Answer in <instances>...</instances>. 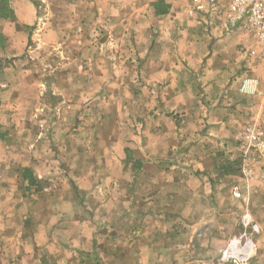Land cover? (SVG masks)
Masks as SVG:
<instances>
[{"label": "crops", "instance_id": "1", "mask_svg": "<svg viewBox=\"0 0 264 264\" xmlns=\"http://www.w3.org/2000/svg\"><path fill=\"white\" fill-rule=\"evenodd\" d=\"M158 1L168 9L155 15L151 3ZM8 4L14 16L0 21L6 38L0 48L3 57L19 56L25 49L7 32L16 25L17 34L30 31L37 59L55 57L46 75H17L9 90L0 92V112L11 113L10 104L22 90L47 93L35 95L42 107L35 115L36 129L43 139L38 132L35 142L39 155L47 153L48 161L61 162L64 168L58 172L51 162L41 167L32 163L15 166L10 175L0 174V264H196L194 231L205 218L212 219L210 211L228 206L207 205L205 216L193 203L201 193L210 197L211 181L221 176L219 162L240 159L241 167L235 183L220 189L221 204L240 200L244 210L255 199L264 205V63L246 27L223 33L218 25L208 31L184 0ZM103 26L105 34L93 44L92 36ZM40 61L36 64L42 65ZM29 80L35 87L26 83ZM92 108L105 120L91 128L88 142L93 147L85 152L82 134L67 137L64 126L75 128L76 117L86 122L95 112ZM177 111L179 125L172 116ZM124 114L136 125H128L120 138L114 131L125 125ZM57 122H62L61 139L52 134ZM5 124L0 122V131L9 129ZM249 131L257 134L259 143L245 156ZM2 135L0 162H7L8 156L13 164L28 159L17 136L7 146V133ZM178 154L179 204L182 192L190 201L179 206L169 205L177 198L161 192L167 184L166 168ZM30 159L37 161L36 156ZM111 160L121 163L122 170L109 174ZM135 161L141 163L139 168ZM22 168L31 172L36 185L29 196L18 199L14 192L27 185L19 179ZM124 174L132 176V185L123 181ZM45 175L57 179L56 186L45 182ZM102 178L115 179L111 197L99 184ZM155 178L160 179L152 181ZM238 193L242 195L235 196ZM107 201L112 205H105Z\"/></svg>", "mask_w": 264, "mask_h": 264}, {"label": "rangeland", "instance_id": "2", "mask_svg": "<svg viewBox=\"0 0 264 264\" xmlns=\"http://www.w3.org/2000/svg\"><path fill=\"white\" fill-rule=\"evenodd\" d=\"M104 29H106L105 26L101 27L102 31H98V35L92 36L93 44H95L96 40L101 39L103 37V35L105 34ZM15 30H20L19 26L17 25L10 26L7 32L8 34L10 33L11 36L13 35L12 39H14L15 42L18 40L21 41V44L23 45V47H25V49L19 52L20 53L19 56H15V57L11 56V58H6V59L3 57L4 54L2 55V53L0 52V55H2V57L0 56V92L1 93H5L7 90H9V87L12 85V83L16 82L15 78L17 77V75L19 76L21 74H24V75L26 74L30 76L32 73H37V75H46L47 71L48 70L51 71V67H53V65H51V62L55 56L51 54H50L51 56L46 54L43 57L41 55L38 59L41 60L40 62L42 65L36 64L38 60L36 58L37 56L36 53L38 51L33 52V50H31L33 45L30 42V38H31L30 31L22 29L23 33L17 34L15 33L16 32ZM19 36H22V40L19 39ZM27 38H28V41H27ZM45 51L49 52L48 50H45ZM15 60H19V61L14 63L13 61ZM245 71H250V70L246 67ZM26 83L31 85L30 80L27 81ZM23 84L24 83H21V82L17 83L18 86L23 85ZM32 85L33 87H35L34 82L32 83ZM138 87L139 85L135 86L136 89ZM22 92H23V95L21 97L16 98L14 102H11L10 104L11 113L9 112L4 113V111L0 112V122L3 124L9 123L8 127L10 129V130L5 129L3 131H0V134H3L2 137L4 138L5 133H7L6 140H5L7 146H9L8 144H10V142L12 141L15 142L16 141L15 138L17 136L20 142H22V145L18 144V147H22V149L20 150L21 154L24 155L28 159H25V161L23 162H18V164H13L14 158L11 156H8L7 162H0V165H1L0 174L2 173V174L10 175V173H14L15 166L17 165H20L21 167H28V166L31 167L32 163H36V164H39V166L41 167L42 165H48L47 162H51L47 160L48 159L47 153L45 154L42 153L43 160H41L40 157L42 155L41 153L39 155L38 145H36V142H35L38 136V132L41 133L38 137H40V139L42 138V132L39 131L38 128L36 129L37 120L35 116L37 113V109L42 108V107H40L41 103L39 102L40 106L38 108V103H37L38 97H36L35 99V95L38 93V95L43 96V94L47 95V93L41 94L42 92H39L36 88L35 90L34 89L31 90V88H29L28 90H25V91L22 90ZM10 100H13V98H11ZM1 102L2 101L0 98V103ZM140 103L136 104L137 108L140 107ZM62 104H63L62 102L58 104L59 105L58 107H61ZM57 115H59V113ZM123 116H125L124 118L125 125L121 126L119 129H116L114 131V133L119 134L120 138H122L123 135L126 133L125 128H127L128 125H129V128H131L130 126L135 124L133 122V117L131 115L128 116L127 114H124ZM172 116L175 118V121L178 122L177 124L179 125V111L174 112V113L172 112ZM137 117L142 118L140 114H137ZM88 119L86 122H83L82 119L80 120L78 117H76L74 118L75 128L70 127L68 129L67 128L68 126H64V128L66 129L65 134L67 137H69L71 134L73 135L82 134L81 139L84 142H82L81 144L84 145L82 150H84L85 152H88L89 150L91 151L93 147V144L92 143L89 144L88 142L92 135L91 128L95 129L97 125H99L101 122L103 123L105 120V119L104 120L102 119L100 113L98 114V111H95V112L91 111L89 113ZM66 120L69 121V119H66ZM66 122L64 121L65 124H67ZM55 124L56 125L60 124V125L52 129V134L53 136L54 134H56V136L59 137V139H61L60 135L62 131L60 129L63 128L61 125L62 122H57ZM10 125H13L12 128L10 127ZM16 125H18V128L15 130ZM84 125H87V126L84 127ZM84 129H88V130H84ZM11 131H13L14 134ZM177 131H178V137H179V130ZM9 137L10 139L8 140L7 138ZM42 140L43 139H41V141ZM257 148L258 147H256L255 149ZM174 149L175 148H173L172 150ZM9 152H12V151L9 149ZM32 156L33 157L36 156L38 162L31 160L30 158ZM11 160H12V163H9V161ZM171 161L172 162H170L168 167L166 168L167 172L163 176L164 180L167 181V184L166 186L161 187V192L162 194L173 195L175 198H177L173 202H169V205L171 204L178 205V206L187 205V203L188 204L190 203V201L188 200L189 195L187 196V194L183 192L181 194H183L184 197L181 198L182 201L179 204V178H177L179 177V154L176 155L174 158H171ZM5 163H6V166H5ZM78 164L79 165L77 166V168H79L80 166V163ZM120 164L121 163L117 162L116 160L114 161L111 160V162H107L106 170H110L108 172L109 174L112 171H120V169L122 170V165ZM54 165H56L55 169L58 172H60L59 170H63L64 168L61 162L60 163L57 162L56 164L51 162V166L54 167ZM84 167H85V164H82V168ZM239 168H241L239 164L235 166V169H239ZM36 169L37 167H35V170H34L35 172H36ZM45 171H48V170H45ZM51 173L52 175H59L54 172H51ZM219 175L221 174L219 173ZM235 176L236 174L219 176L218 178H216L215 182L211 181L212 182L211 183L212 192L209 193L208 191V193L210 194V197H207L206 196L207 194L201 193L200 196H198V203L196 201L193 202L197 205H200V215H205V216L208 210L207 205H228L226 206V208L225 206L223 207L219 206V209L215 210V213L210 211V217L212 219L205 218L203 225L200 224V226H197L196 230L194 231L197 240L195 241L196 246L195 244L193 245V250L199 248V251H198L199 258L195 261L196 264H264V205H261L255 199H254V203H251V201H249V204H245L246 209L244 210L242 208L244 204H242L240 200H236V201L230 200L229 203L221 204L222 201L220 200V196H221L220 189H222V192H223V187H225V185L229 187V185L234 184ZM43 178L45 179L44 180L45 182L46 180H49L51 181L50 185L56 186L57 179H54L53 176L45 175ZM19 179L22 181L21 178ZM61 179L63 181V178H58V181H61ZM159 179L160 178L158 179L155 178V179H152V181L156 182V181H159ZM114 180L115 179H111V178H108V179L102 178L101 183H99V184H102L101 186H106L107 193H110L109 197L112 196L110 188ZM132 180H133L132 176L130 177L128 174H124V178H123L124 182L127 181L130 185H132ZM173 180L178 181V183H175ZM77 183H78V180H77ZM112 185L113 187H115V184H112ZM24 188H22V186H19V191L14 192L18 199H20L21 195L23 196V198H26L27 196H29L30 192L25 191ZM247 190L248 188H246V192ZM104 194L105 193L102 191V195ZM240 195H242V193H238L235 196H240ZM2 199H3V195H0V200ZM125 201L126 199L123 200V202ZM215 202H217L218 204H215ZM105 205H112V204L107 201ZM113 205H116V204H113ZM151 205H154V204L152 203ZM257 205H261V206H257ZM244 211H248L251 214L253 221L258 224V227H259L258 233L253 234L250 237L252 246L249 247L250 251L249 250L246 251V256L242 260L237 257H233V256L230 257V259L228 260L226 258L223 259L222 256L225 251L229 250L227 254L230 253V246L232 243H235V248H237V250L239 249V244H238L239 242L242 248L245 247L246 243H245L244 238H242L243 230H242V225L240 223V218H241V215L244 213ZM196 212L198 213L199 211L197 210ZM124 216H127V215H124Z\"/></svg>", "mask_w": 264, "mask_h": 264}, {"label": "built area", "instance_id": "3", "mask_svg": "<svg viewBox=\"0 0 264 264\" xmlns=\"http://www.w3.org/2000/svg\"><path fill=\"white\" fill-rule=\"evenodd\" d=\"M190 7V12L198 18V22L210 31L213 27L221 26L223 33H230L246 27L256 40L259 57L264 63V0H184ZM248 57V55L246 54ZM245 156L258 147L259 139L254 131H249ZM242 238L250 247L251 236L258 233V225L253 221L251 214L244 211L241 215ZM239 244L238 253L242 248ZM250 251V248H249ZM223 254V259H230L233 255Z\"/></svg>", "mask_w": 264, "mask_h": 264}, {"label": "trees", "instance_id": "4", "mask_svg": "<svg viewBox=\"0 0 264 264\" xmlns=\"http://www.w3.org/2000/svg\"><path fill=\"white\" fill-rule=\"evenodd\" d=\"M151 7L155 15L165 13L168 9V6L162 1L151 3ZM13 16H14L13 11L11 10L8 4V0H0V21H10V20L12 21ZM5 43H6V38L0 32V48H3L5 46ZM140 164L141 163L139 161H135L134 163L135 168H139ZM238 164L240 165V159H236L233 161H225L224 163L219 162V164H217V168H218L217 170L220 171V174L222 176L231 175V174L235 175L237 172H239V169H235V166H237ZM19 171L22 180L27 183L25 187V191H30L31 188L35 187L36 185L35 178L32 176L31 172L26 168L19 169Z\"/></svg>", "mask_w": 264, "mask_h": 264}, {"label": "bare ground", "instance_id": "5", "mask_svg": "<svg viewBox=\"0 0 264 264\" xmlns=\"http://www.w3.org/2000/svg\"><path fill=\"white\" fill-rule=\"evenodd\" d=\"M249 243L246 242L245 247H243L242 249H240L239 253L237 251V248H235V243H232L230 246V255H233V257H237L239 259H243L246 256V251L249 250Z\"/></svg>", "mask_w": 264, "mask_h": 264}]
</instances>
